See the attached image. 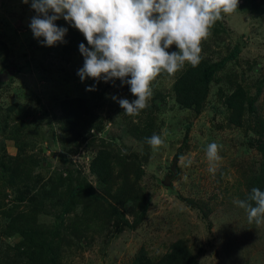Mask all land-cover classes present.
<instances>
[{
	"label": "rangeland",
	"instance_id": "obj_1",
	"mask_svg": "<svg viewBox=\"0 0 264 264\" xmlns=\"http://www.w3.org/2000/svg\"><path fill=\"white\" fill-rule=\"evenodd\" d=\"M35 15L31 0H0V264H133L140 254L156 262L176 243L198 264H264V222L249 223L233 203L264 191V0H239L203 42L200 66L228 60L199 111L175 100L187 65L156 79L137 116L112 99L135 100L129 85L81 80L79 45L91 46L78 29L61 18L66 42L42 45L29 27ZM238 89L239 125L224 101ZM68 100L83 106L72 131ZM153 133L167 134L158 152L146 143ZM211 142L224 146L215 174ZM181 155L193 163L181 166Z\"/></svg>",
	"mask_w": 264,
	"mask_h": 264
},
{
	"label": "clouds",
	"instance_id": "obj_2",
	"mask_svg": "<svg viewBox=\"0 0 264 264\" xmlns=\"http://www.w3.org/2000/svg\"><path fill=\"white\" fill-rule=\"evenodd\" d=\"M238 6L239 0H31L37 15L29 27L34 37H43L40 43L49 47L66 42L68 29L57 26V20L63 18L78 29L91 46L79 45L84 56L78 70L81 80L90 77L107 83L119 79L129 85L135 100L112 99L124 113L137 116L149 107L153 83L162 73L173 76L187 65L195 68L201 63L203 42L212 36L216 23ZM173 45L179 51L169 52ZM166 135L153 133L146 143L158 152L166 146ZM223 147L216 142L207 144L210 173L217 171ZM179 163L188 167L193 161L181 155ZM233 203L247 211L249 223L264 222V191L254 187L247 200L235 199Z\"/></svg>",
	"mask_w": 264,
	"mask_h": 264
},
{
	"label": "trees",
	"instance_id": "obj_3",
	"mask_svg": "<svg viewBox=\"0 0 264 264\" xmlns=\"http://www.w3.org/2000/svg\"><path fill=\"white\" fill-rule=\"evenodd\" d=\"M68 28L74 27L69 25ZM78 36L80 37L81 41H84V35L79 34ZM237 51L238 50H236L234 54L237 53ZM227 60V58H224L218 63L212 65H198L195 71H193V68H189L187 72L174 84L176 102L185 108H193L196 111H199L204 100L206 99L209 81L215 72L225 66ZM224 99L225 104L231 113L230 120L234 124L239 125L244 111L243 92L241 89H238L232 94L226 95ZM62 115L66 125L68 126V129L72 131L83 116V106L80 105L76 100L64 101L62 103ZM94 171L96 170L94 169ZM75 195L76 190H73L70 193L68 199L64 202L60 214L56 217V222L51 232L52 239L58 235L64 217L69 212V208L71 207L72 200L74 199ZM183 246L184 245L181 243L172 245L170 252L156 262L151 261L147 255L140 254L133 264H198L195 257L191 256ZM52 259L53 258L51 257L49 261Z\"/></svg>",
	"mask_w": 264,
	"mask_h": 264
}]
</instances>
